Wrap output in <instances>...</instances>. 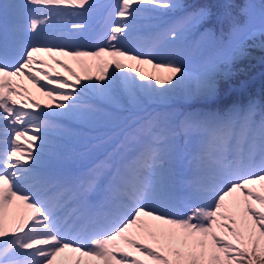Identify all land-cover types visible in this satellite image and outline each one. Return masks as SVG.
I'll list each match as a JSON object with an SVG mask.
<instances>
[{"label":"snow or ice","instance_id":"1","mask_svg":"<svg viewBox=\"0 0 264 264\" xmlns=\"http://www.w3.org/2000/svg\"><path fill=\"white\" fill-rule=\"evenodd\" d=\"M160 9L180 14L142 34ZM209 15L174 0H0V264H264V112L257 120L254 101L177 114L192 147L167 182L159 177L178 151L176 132L155 116L126 137H143L131 162L109 158L70 179L44 160L70 122L112 118L105 107L121 94L151 96L192 75L199 94L215 97V60L183 43ZM240 28L230 25L229 40ZM144 65L167 74L149 77Z\"/></svg>","mask_w":264,"mask_h":264},{"label":"trees","instance_id":"2","mask_svg":"<svg viewBox=\"0 0 264 264\" xmlns=\"http://www.w3.org/2000/svg\"><path fill=\"white\" fill-rule=\"evenodd\" d=\"M176 1H178V3H184L188 0H175L174 2H176ZM245 1L246 0H227V3L230 5V7H228V8L224 7L226 0H197L193 4V5H206L210 10V15L202 25H200L197 29H194L191 32H189L191 34H189V35H188V33L186 34L183 43H184V46L192 52L196 48H198L197 44L200 40H201L202 44L207 46L206 48H209L212 51L218 50L221 52H226V54L223 58H219L218 60H215L216 64L218 66H220L219 70H218V75L216 77V79H217V92L225 89L229 81H234V82L237 81L238 76H237V74L235 76V73L238 71V69H240L243 65H245V64H243L244 63L243 58L236 59V60L232 59L231 53H233V51L235 52V49L238 46L242 45L243 42H247L250 39L247 38L245 41H241V40L237 41V40L232 38L231 40H229L228 35H227V33L229 32V27L233 22L239 24L240 26L243 24H246L247 15H246L245 9H244ZM250 3L252 5V9L255 12L261 14V12L264 11V0H250ZM179 14L172 17L171 19H169L165 24L161 25L160 27H156L154 22H150V23L145 24L142 34H145V35L151 34L154 31H157L163 27L168 26V24L171 21H173L177 16H179ZM205 29L210 30L212 36L215 37V39H212L208 36L202 35L205 32ZM222 34H223V38L221 39ZM137 46L144 47L145 44H140ZM259 51H260V53H262V60L264 61V52L260 49H259ZM156 63H161V62L159 60H156ZM261 64L262 63L257 64L256 67L258 68L259 66H261ZM75 65L77 66L76 63H75ZM223 74H225V80L222 79ZM248 75H250V74H248ZM226 82H227V84H226ZM231 95H234L233 91L231 92V94L229 96H231ZM124 96H125L126 100L129 103L133 104L136 108H140L144 105L142 98H157L158 101L160 103H163V104H165V103L182 104L181 101L179 100V96L178 97H176V96L170 97V96L165 95L164 92H161V94H156V95L152 94L151 96H148L146 94L141 93L136 97V99H130L126 94H124ZM121 97H122V95L119 96L118 104H116V105H119L121 103V101H120ZM205 104H206L205 102H201L200 105L195 106V108L203 107V106H205ZM159 110H161V109H159ZM107 112L112 114V111H107ZM155 115H156V113H154V116ZM128 116H129V112L114 113V114H112V118H107V119H103V120L100 119V120H98V123H103L104 125L109 126L110 123H108L107 120H112L113 121L112 126H115L118 123H120L121 121L127 119ZM166 120H167V117L164 114H162L158 120L160 128H161V126H163V128H161L163 131H164V129H167ZM143 122H141V123L139 122L132 129L138 128L139 125L142 124ZM132 131L133 130H131L130 132H132ZM138 135H140V134L137 133L136 136H138Z\"/></svg>","mask_w":264,"mask_h":264},{"label":"rangeland","instance_id":"3","mask_svg":"<svg viewBox=\"0 0 264 264\" xmlns=\"http://www.w3.org/2000/svg\"><path fill=\"white\" fill-rule=\"evenodd\" d=\"M244 38H249L250 40L247 42H243L242 45L238 46L235 49V52L232 54V58L233 59H244V63L245 65H243L240 69H238V71L235 73V76L237 74L238 79L235 82H239L241 81L242 78L248 76V74H251L253 70L258 69L260 70V73H262V69L261 67L264 65V61L262 60V53H260L259 49L262 50L264 52V31L260 30L259 28H255L251 33L247 34L246 36H244ZM243 38V39H244ZM256 50H255V49ZM36 55V54H35ZM252 55V56H251ZM40 56V54L38 55ZM45 58L49 61H51L49 59V54L45 55ZM60 58V57H59ZM61 59V58H60ZM262 63L261 66H259L258 68L256 67L257 64ZM53 68L58 67L57 65L52 66ZM217 69L219 70V67L216 64ZM260 68V69H259ZM143 71L145 72V75H148L149 77L151 75H159V76H165L167 73L164 69L162 68H157V69H153L150 65H144L142 66ZM225 72V71H224ZM223 78L225 80V74L222 75ZM232 82V81H230ZM227 84V82H226ZM31 84H28L27 87L31 90ZM197 81L196 79L190 75L189 77L186 78V80L184 81L183 84L179 85V87L177 88H173L171 90L167 89V87H165V89L161 92H164L165 95L170 96V97H178L179 96V100L182 101L184 104H186L188 101L190 102H196L198 100L201 99H205L206 97L199 94L197 91ZM33 91L36 95H34V99H39L38 97H44L42 93H39L36 91V89L33 88ZM161 92H157V93H153L154 95L156 94H161ZM18 99V97H17ZM41 99V98H40ZM154 100H157V98H154ZM177 102V101H176ZM166 105H168L169 103H165ZM176 105V103L174 104H170L169 107H174ZM135 155L137 154V151H134ZM124 160H126V158H123ZM182 161H178L175 164H170V165H181ZM169 166L166 165L165 169L161 170L160 173V180L162 182H167V177H168V173H167V169H169ZM177 170V169H176ZM178 197L182 196L183 193L179 190L176 191L175 193Z\"/></svg>","mask_w":264,"mask_h":264},{"label":"bare ground","instance_id":"4","mask_svg":"<svg viewBox=\"0 0 264 264\" xmlns=\"http://www.w3.org/2000/svg\"><path fill=\"white\" fill-rule=\"evenodd\" d=\"M252 56V55H251Z\"/></svg>","mask_w":264,"mask_h":264}]
</instances>
